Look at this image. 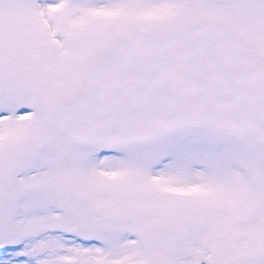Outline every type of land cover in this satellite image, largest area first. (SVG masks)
Segmentation results:
<instances>
[{
	"label": "snow or ice",
	"instance_id": "6c2138e0",
	"mask_svg": "<svg viewBox=\"0 0 264 264\" xmlns=\"http://www.w3.org/2000/svg\"><path fill=\"white\" fill-rule=\"evenodd\" d=\"M0 264H264V0H0Z\"/></svg>",
	"mask_w": 264,
	"mask_h": 264
}]
</instances>
